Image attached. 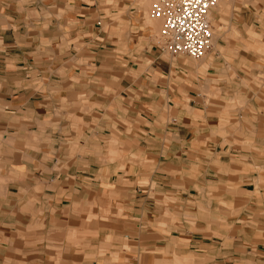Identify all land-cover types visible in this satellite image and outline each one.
<instances>
[{"label":"crops","instance_id":"1","mask_svg":"<svg viewBox=\"0 0 264 264\" xmlns=\"http://www.w3.org/2000/svg\"><path fill=\"white\" fill-rule=\"evenodd\" d=\"M223 1L193 63L136 0H0V264H264V0Z\"/></svg>","mask_w":264,"mask_h":264},{"label":"built area","instance_id":"2","mask_svg":"<svg viewBox=\"0 0 264 264\" xmlns=\"http://www.w3.org/2000/svg\"><path fill=\"white\" fill-rule=\"evenodd\" d=\"M222 0H156L150 15L161 23L162 49L171 57L204 59L212 47L211 13Z\"/></svg>","mask_w":264,"mask_h":264},{"label":"rangeland","instance_id":"3","mask_svg":"<svg viewBox=\"0 0 264 264\" xmlns=\"http://www.w3.org/2000/svg\"><path fill=\"white\" fill-rule=\"evenodd\" d=\"M155 1L156 0H136V3H140L141 5H143V7H146V12L148 13V10L150 9V7H152V4ZM147 18L152 19V20H149V22L151 23L150 24L151 25V30L150 31L152 32V31H155L156 30L153 33V40H154L155 43H157L158 47H161L162 48V41H161V39L159 37V33H160V29H161V23L159 21L153 19L151 17L150 13H149V15H147ZM210 19H211V16H210ZM154 23H157L158 24L157 29L155 28V24ZM218 31H219L218 28H216V30L213 32V36H214L213 39L217 36ZM249 35H250V37H254V35L252 33H250ZM191 62H193V61H191ZM253 82L254 83L257 82V78L256 79L254 78L253 79Z\"/></svg>","mask_w":264,"mask_h":264},{"label":"bare ground","instance_id":"4","mask_svg":"<svg viewBox=\"0 0 264 264\" xmlns=\"http://www.w3.org/2000/svg\"><path fill=\"white\" fill-rule=\"evenodd\" d=\"M155 24V28H156V23H154ZM157 26H158V24H157Z\"/></svg>","mask_w":264,"mask_h":264}]
</instances>
